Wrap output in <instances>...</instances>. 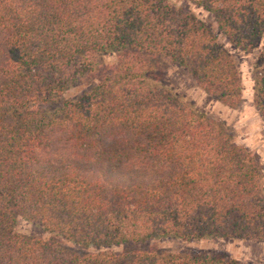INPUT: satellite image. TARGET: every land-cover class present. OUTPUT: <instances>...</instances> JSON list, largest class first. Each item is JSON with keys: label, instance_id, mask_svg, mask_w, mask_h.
Returning a JSON list of instances; mask_svg holds the SVG:
<instances>
[{"label": "trees", "instance_id": "1", "mask_svg": "<svg viewBox=\"0 0 264 264\" xmlns=\"http://www.w3.org/2000/svg\"><path fill=\"white\" fill-rule=\"evenodd\" d=\"M185 1L256 52L264 122V0ZM160 60L240 102L230 54L173 0H0V264H242L154 242L264 241L261 166L173 94ZM17 217L46 238L16 233Z\"/></svg>", "mask_w": 264, "mask_h": 264}, {"label": "rangeland", "instance_id": "2", "mask_svg": "<svg viewBox=\"0 0 264 264\" xmlns=\"http://www.w3.org/2000/svg\"><path fill=\"white\" fill-rule=\"evenodd\" d=\"M173 3L190 11L210 28L216 36L217 42L228 51L236 64L242 90L237 106L222 105L200 90L182 69L160 60L157 64L163 72L165 84L183 104L221 123L231 136L232 141L251 153L261 166L264 185V122L252 103V64L256 52L243 53L232 49L218 33L213 17L200 6L185 0H173ZM114 62L113 55H104L101 58L103 65H111ZM83 89V86L70 88L65 93V97L73 98ZM14 231L35 238H46L38 226L19 217L15 220ZM154 246L162 251L223 255L242 264H264V241L202 239L185 242L163 238L155 241ZM112 250L117 252L120 251V248L114 247Z\"/></svg>", "mask_w": 264, "mask_h": 264}]
</instances>
